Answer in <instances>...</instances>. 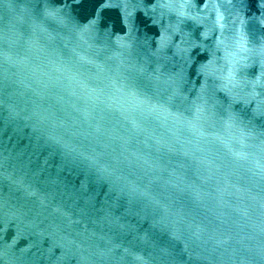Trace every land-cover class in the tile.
Wrapping results in <instances>:
<instances>
[{
	"label": "water",
	"instance_id": "obj_1",
	"mask_svg": "<svg viewBox=\"0 0 264 264\" xmlns=\"http://www.w3.org/2000/svg\"><path fill=\"white\" fill-rule=\"evenodd\" d=\"M0 264H264V0H0Z\"/></svg>",
	"mask_w": 264,
	"mask_h": 264
}]
</instances>
